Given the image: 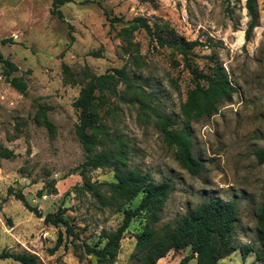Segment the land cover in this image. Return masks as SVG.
<instances>
[{"label": "rangeland", "instance_id": "obj_1", "mask_svg": "<svg viewBox=\"0 0 264 264\" xmlns=\"http://www.w3.org/2000/svg\"><path fill=\"white\" fill-rule=\"evenodd\" d=\"M246 2L72 0L61 7L62 20L52 13L53 0H0V51L18 65L15 74L28 84L27 94L18 92L5 80L0 62V148L15 152L14 158L0 159V252L35 253L39 264H144L136 234L146 217L132 219L113 262L86 250V244L104 246L103 234L123 221V210L103 205L89 189L106 192L102 183L116 181L119 167L172 184L157 228L213 197L236 200L239 220L233 239L238 248L219 264H261L256 252L246 257L242 252L246 244L261 246L257 214L264 195V163L257 157L264 148V0H257L259 24L250 41L245 38L250 20ZM138 17L157 24L167 39L202 44L191 50L186 62L179 50L160 45L144 29L132 30ZM64 63L78 78L86 67L95 75L125 68L132 78L131 83L119 79L117 94L97 92L95 111L108 135L92 154L76 132L80 113L74 102L82 85L66 82ZM216 67L228 77V96L212 116L186 115L183 106L197 78ZM141 101L150 108L143 109ZM39 104L51 106L48 116L56 134L34 120ZM155 112L189 131L193 154L205 164L203 171L195 175L181 165ZM105 149L124 151L125 162L83 175L87 158ZM11 187L22 190L43 217L10 195ZM141 197L129 206H137ZM60 209L76 235L63 224L45 221L46 214ZM61 232V246L52 253ZM192 253L191 247L171 250L157 264H181ZM0 264L20 263L6 258ZM188 264H197V258Z\"/></svg>", "mask_w": 264, "mask_h": 264}, {"label": "trees", "instance_id": "obj_2", "mask_svg": "<svg viewBox=\"0 0 264 264\" xmlns=\"http://www.w3.org/2000/svg\"><path fill=\"white\" fill-rule=\"evenodd\" d=\"M70 1L72 0H53L52 13L64 20V13L61 7ZM246 7L250 20L245 32V38L246 41H250L255 28L259 24L257 0H247ZM116 19L118 20V18H112L111 21L115 22L117 21ZM140 28L153 36L160 45H170L179 50L186 62L191 50L202 44L197 40L184 43L180 40L167 39L162 35L157 24L151 25L144 17L135 18L132 25V30ZM3 42H7V40H3ZM94 54L99 55V52H94ZM0 62L3 66L5 80L18 92L27 94V81L23 75L15 74L19 71L18 65L12 60L5 58L1 51ZM63 68L67 83H80L82 85L79 97L74 102V106L80 113V123L77 125L76 132L85 151L92 154L98 146L103 144V139L108 135L104 125L100 122L99 114L95 111L98 105L97 92L117 94L116 85L119 79L131 83L132 78L125 68L115 69L114 73L95 75L86 67L79 78L67 64L64 63ZM230 88L228 77L223 68L216 67L212 74L199 76L196 87L190 91L188 100L183 106L185 114L188 116L193 114V117L196 118L204 114L212 116L218 111L219 102L228 96ZM122 99L129 101L124 96ZM140 104L143 109L150 108V105L144 101H141ZM49 109H51V106L39 104L34 120L37 124L46 127L51 134H56L58 129L48 116ZM155 113L159 119L162 135L169 145L175 146L176 155L181 165L195 175L203 171L205 164L193 154L189 131L176 128L177 122L172 117L159 112ZM14 157L15 152L13 150L0 148V159ZM257 157L261 163H264V148L258 150ZM125 159L124 151L105 149L90 155L82 164L81 173L85 175L90 169L124 163ZM102 184L106 186V192L93 186H90L89 189L93 191V195L103 205L113 206V204H116L117 209L124 212L121 225L115 231L103 234V237L106 238L104 246L86 244L87 252L94 254L102 261L113 262L115 260L121 249V241L124 239L132 219L136 216L146 217L148 220L143 230L136 234L137 249L144 252V264H157L171 250H179L186 247H191L193 253L184 257L181 260V264H188L193 258H197V264H219L220 260L231 255L238 248L233 237L239 220V206L234 199L224 200L220 197H213L188 208L185 214L174 222L157 228L156 223L161 219L160 212L163 209L165 200L173 190L170 182L156 183L150 178L149 174H144L134 169L126 170L117 167L116 181ZM9 194L21 200L25 207L37 217H43L39 207L32 205L22 190H15L11 187ZM139 195H142L139 204L135 207L129 206ZM45 221L56 226L63 224L68 233L76 235L74 225L65 218L64 210L62 209L57 213L46 214ZM257 226V240L261 246L255 248L251 244H246L242 246V252L244 257L252 251L256 252V260L264 264V195L258 208ZM61 243L62 232L55 247L51 248L50 251L52 253L57 251ZM6 258H12L20 264H39L38 255L28 251L17 253L4 249L0 252V259Z\"/></svg>", "mask_w": 264, "mask_h": 264}]
</instances>
